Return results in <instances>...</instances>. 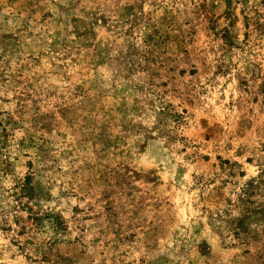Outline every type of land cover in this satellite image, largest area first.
Instances as JSON below:
<instances>
[{
  "label": "rangeland",
  "instance_id": "1",
  "mask_svg": "<svg viewBox=\"0 0 264 264\" xmlns=\"http://www.w3.org/2000/svg\"><path fill=\"white\" fill-rule=\"evenodd\" d=\"M0 264H264V0H0Z\"/></svg>",
  "mask_w": 264,
  "mask_h": 264
}]
</instances>
